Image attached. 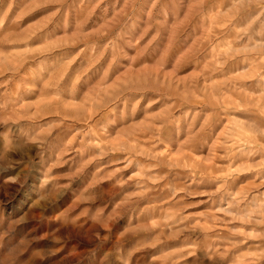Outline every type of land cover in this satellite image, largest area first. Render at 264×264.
I'll use <instances>...</instances> for the list:
<instances>
[{
    "label": "rangeland",
    "instance_id": "374dc122",
    "mask_svg": "<svg viewBox=\"0 0 264 264\" xmlns=\"http://www.w3.org/2000/svg\"><path fill=\"white\" fill-rule=\"evenodd\" d=\"M0 264H264V0H0Z\"/></svg>",
    "mask_w": 264,
    "mask_h": 264
}]
</instances>
